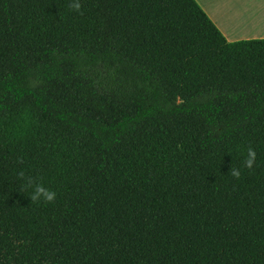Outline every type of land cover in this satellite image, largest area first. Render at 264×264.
<instances>
[{
    "label": "trees",
    "instance_id": "trees-1",
    "mask_svg": "<svg viewBox=\"0 0 264 264\" xmlns=\"http://www.w3.org/2000/svg\"><path fill=\"white\" fill-rule=\"evenodd\" d=\"M68 2L0 0V264H264V38L195 0Z\"/></svg>",
    "mask_w": 264,
    "mask_h": 264
},
{
    "label": "crops",
    "instance_id": "crops-1",
    "mask_svg": "<svg viewBox=\"0 0 264 264\" xmlns=\"http://www.w3.org/2000/svg\"><path fill=\"white\" fill-rule=\"evenodd\" d=\"M228 42L264 38V0H195Z\"/></svg>",
    "mask_w": 264,
    "mask_h": 264
},
{
    "label": "clouds",
    "instance_id": "clouds-1",
    "mask_svg": "<svg viewBox=\"0 0 264 264\" xmlns=\"http://www.w3.org/2000/svg\"><path fill=\"white\" fill-rule=\"evenodd\" d=\"M68 9L83 15V5L81 0H69ZM256 161V151L253 147L248 146L247 155L243 160V166L249 170L253 169ZM229 174L236 179H239L242 175L239 167H231ZM17 179L23 181L21 191H28L31 197L32 203L50 204L56 199L57 193L46 187L42 182V177H33L28 175L23 169L16 173Z\"/></svg>",
    "mask_w": 264,
    "mask_h": 264
},
{
    "label": "rangeland",
    "instance_id": "rangeland-1",
    "mask_svg": "<svg viewBox=\"0 0 264 264\" xmlns=\"http://www.w3.org/2000/svg\"><path fill=\"white\" fill-rule=\"evenodd\" d=\"M256 1L250 0L248 3L255 4Z\"/></svg>",
    "mask_w": 264,
    "mask_h": 264
}]
</instances>
